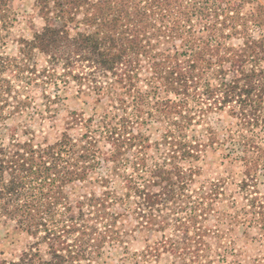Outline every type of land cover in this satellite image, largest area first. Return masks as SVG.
<instances>
[{"label": "trees", "instance_id": "obj_1", "mask_svg": "<svg viewBox=\"0 0 264 264\" xmlns=\"http://www.w3.org/2000/svg\"><path fill=\"white\" fill-rule=\"evenodd\" d=\"M13 2L0 0V41ZM34 4L42 25L31 23L19 54L0 55V220L33 242L0 264L100 259L127 242L129 217L159 233L132 264H224L254 231L253 264H264V0ZM39 80L75 82L94 96L93 113L74 112L49 140L21 95ZM46 98L51 114L59 95ZM156 124L153 155L146 130ZM209 151L242 175L231 193L199 180ZM78 183L100 191L79 193Z\"/></svg>", "mask_w": 264, "mask_h": 264}, {"label": "rangeland", "instance_id": "obj_2", "mask_svg": "<svg viewBox=\"0 0 264 264\" xmlns=\"http://www.w3.org/2000/svg\"><path fill=\"white\" fill-rule=\"evenodd\" d=\"M13 5L16 12V20L0 41V55L15 56L19 54L21 40L23 38H31L32 36L31 23L36 26L42 25V20L38 16V9L34 4V0H14ZM253 33L254 37H260L256 29ZM36 62L38 63V68H41L45 64L42 55H36ZM24 84L29 85V88L21 91L22 97L25 98L29 94L32 97L29 112L34 116L33 128L36 131H41L51 141L58 138L65 130L68 123L72 120V116H75L74 112L83 114L85 117H89L93 113L94 96L88 91L85 93L80 92L75 82H71L67 86L61 83L58 88H55L52 83L43 86L41 80H39V85ZM49 94L53 97L56 94L59 95V99L53 105L52 109L54 110L51 111V114L47 113L45 106L46 95ZM217 118L218 116L215 117L214 121L219 125ZM223 119L228 120L226 117ZM13 122L15 120H9L8 124L12 125ZM221 123L224 124L225 122ZM71 132L73 134L77 133L78 129H71ZM146 132L150 135L154 145L150 154L155 155V144L158 140L160 141L161 137L160 125L156 124L155 127L146 130ZM196 164L201 167V175L198 176L200 181L225 182L226 191L229 193L237 188V184L242 177L236 165L229 163L227 160L224 161L218 156V153L211 151ZM112 186L117 187L119 191L121 190L118 183L112 184ZM261 188L263 189L264 186ZM76 189L79 193L90 189L100 191L99 187L88 183H78ZM135 224V220L129 217L126 222V228L130 233L124 246L118 248L107 246L102 258L93 261L85 260L79 262V264H132L134 254L142 252L149 243L157 240L159 237V233L135 227ZM252 236H256L255 231L248 237L238 238L235 253H228V261L224 264H237V260L242 261L243 264H253L252 259L260 253L262 247L260 242L254 240ZM32 242L33 239L27 233L18 229L15 224L0 220V261L19 257ZM213 243L215 242L213 241ZM245 259L252 262H246Z\"/></svg>", "mask_w": 264, "mask_h": 264}]
</instances>
